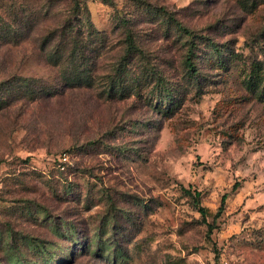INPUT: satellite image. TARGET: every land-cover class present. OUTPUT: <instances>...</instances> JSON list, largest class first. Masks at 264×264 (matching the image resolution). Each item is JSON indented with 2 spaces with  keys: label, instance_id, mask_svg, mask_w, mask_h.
<instances>
[{
  "label": "rangeland",
  "instance_id": "obj_1",
  "mask_svg": "<svg viewBox=\"0 0 264 264\" xmlns=\"http://www.w3.org/2000/svg\"><path fill=\"white\" fill-rule=\"evenodd\" d=\"M76 2L0 0V93H47L0 106V264H264V0ZM68 21L88 87L40 47Z\"/></svg>",
  "mask_w": 264,
  "mask_h": 264
},
{
  "label": "trees",
  "instance_id": "obj_2",
  "mask_svg": "<svg viewBox=\"0 0 264 264\" xmlns=\"http://www.w3.org/2000/svg\"><path fill=\"white\" fill-rule=\"evenodd\" d=\"M74 1L77 4L76 0ZM3 25H5V23L2 20V23H0V37L6 38L5 36H14L15 38V36H18L16 29H14L13 27L11 29L9 26L2 28ZM177 27L184 34L191 36L190 31L187 30L185 27L181 25H177ZM26 29H28V27H25L23 31H26ZM89 31L86 29L84 30L80 28H74V26H71L68 21V23L66 22L64 24H61L59 27L48 29L45 34L40 38V47L42 48V50H44L48 45L46 55L50 62L53 65L58 66V69L61 71L60 77L64 86H90V77L88 73L90 49L87 45V41L91 36H93V34H91ZM19 35L22 36V29L20 30ZM124 40L126 43L125 55H128L131 51L136 48V46L134 44L133 37L130 35V33L125 34ZM190 56L191 50L189 49L185 57V64L187 65L188 70H190L192 75H194L197 73V69L191 61ZM259 68L261 71L264 72V66ZM118 76L119 75L117 73L115 75V81H111V85L108 91L109 96H114V93L121 90L120 85H116V80L119 78ZM16 79L17 77L15 76L7 78L4 81L0 82V87L4 83L11 81L14 82V80ZM22 81L26 90L15 93L12 96V91L10 92V88H12V85L9 84L7 95H2V93H0V106L8 104L10 100L18 96L29 100H34L38 97H41V95H47V93L43 90L35 91L34 89H29L28 79L23 78ZM184 193L190 197L195 207H197L198 211L204 217L207 213V210L205 207L201 206L199 202L200 193L196 190H191L190 188L184 189ZM225 197V194H223L221 197V206L224 203Z\"/></svg>",
  "mask_w": 264,
  "mask_h": 264
},
{
  "label": "built area",
  "instance_id": "obj_3",
  "mask_svg": "<svg viewBox=\"0 0 264 264\" xmlns=\"http://www.w3.org/2000/svg\"><path fill=\"white\" fill-rule=\"evenodd\" d=\"M208 264H233L230 261H227L225 258L223 257H219V258H211L210 261L208 262Z\"/></svg>",
  "mask_w": 264,
  "mask_h": 264
}]
</instances>
